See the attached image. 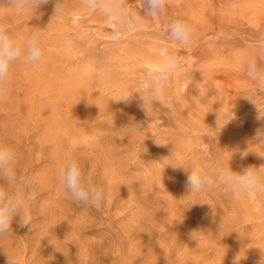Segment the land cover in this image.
I'll use <instances>...</instances> for the list:
<instances>
[{
    "label": "rangeland",
    "instance_id": "1",
    "mask_svg": "<svg viewBox=\"0 0 264 264\" xmlns=\"http://www.w3.org/2000/svg\"><path fill=\"white\" fill-rule=\"evenodd\" d=\"M120 4L126 23L88 0H48L7 17L23 51L0 97V144L14 153L19 179L7 190L25 199L20 215L30 225L14 217L0 238V264H231L239 252L240 264H264V214L254 216L264 199L231 193L218 177L207 191L186 186L196 165L209 173L260 167L264 175L256 139L264 135V88L244 75L264 31V0H169L150 21L142 0ZM175 16L193 27L187 44L166 31ZM33 32L44 49L35 67L24 59ZM173 54L183 68L153 101L149 77ZM154 102L164 104L162 116ZM73 158L108 187L99 209L59 182ZM26 175L34 178L27 192Z\"/></svg>",
    "mask_w": 264,
    "mask_h": 264
},
{
    "label": "clouds",
    "instance_id": "2",
    "mask_svg": "<svg viewBox=\"0 0 264 264\" xmlns=\"http://www.w3.org/2000/svg\"><path fill=\"white\" fill-rule=\"evenodd\" d=\"M47 2L48 0H0V97H3L6 92L10 68L21 58L23 51L22 43L11 35L7 17L12 12L24 13L31 7H38L40 4ZM168 4L169 0H142L143 19L150 21L157 15L165 14ZM88 7L102 13L107 12L110 16L119 15L123 23H126L129 18L128 12L122 10L120 0H88ZM166 31L178 44H187L193 35L192 25L180 16H175L170 21ZM120 38V31L117 30L113 34V39L118 42ZM43 52L39 32H33L27 43L24 59L29 65L35 67L40 62ZM182 68L183 64L180 57L175 54L169 55L164 66L158 69L154 76L149 77L151 86L148 89V94L155 97L162 92L167 82ZM244 75L249 80L256 82L261 88H264V31L257 34L255 47L251 50V58L244 65ZM141 97L144 101V108L146 101L144 96ZM153 101L159 100L154 99ZM256 108L258 118H261L260 109L257 106ZM218 129L221 130L220 125L217 123L215 131ZM260 133H257L256 139L259 143H264V135ZM259 168L249 166L242 172L235 173L225 171L217 165L209 173L196 165L188 176L186 186L191 191H207L211 189L214 179L218 177L226 184L231 193H243L248 190L260 191L261 186L264 185V177L261 176ZM18 179L19 173L14 166L12 149L9 146L0 144V238L8 234L14 217H19V227L24 228L30 225V221L20 215V210L25 205V199L7 190V187ZM58 179L71 196L83 205H91L99 209L108 198V187L102 184H94L82 171L81 163L75 158L60 167ZM21 183L25 192H27L32 188L34 178L26 175ZM241 260L239 252L233 257L231 264H240ZM8 264H12V262L8 261Z\"/></svg>",
    "mask_w": 264,
    "mask_h": 264
},
{
    "label": "bare ground",
    "instance_id": "3",
    "mask_svg": "<svg viewBox=\"0 0 264 264\" xmlns=\"http://www.w3.org/2000/svg\"><path fill=\"white\" fill-rule=\"evenodd\" d=\"M72 14H74V13H72ZM78 14H79V13H77V14H75V15L77 16ZM70 15H71V14H70ZM73 16H74V15H73ZM76 16H75V17H76ZM77 17H78V16H77ZM79 17H81V16H79ZM81 18H82V17H81ZM76 19H77V18H76ZM236 43H237V42H236ZM144 64H145V63H144ZM157 67H158V66H157ZM157 67H155L154 69H158ZM152 70H153V69H152ZM154 71H156V70H154ZM154 71H153V72H154ZM206 88H207V87H206ZM180 95H182V94H180ZM153 98H156V99H162V98H163V95H161V94H157V95H156L155 97H153ZM153 98H152V99H153ZM145 99H146V98H145ZM153 100H154V99H153ZM141 102H142V101H141ZM145 104L147 105V103H145ZM154 104H155V108H156V110L158 109V111L156 112V110H153V109H151V110L156 114V116H162V114L165 113L164 104H163V105H160L159 103H156V102H154ZM147 106H148V105H147ZM187 106H188V105H187ZM204 106H206V105H204ZM141 107H142V106H141ZM148 107H149V106H148ZM181 107H182V106H181ZM202 107H203V106H202ZM151 108H153V107L151 106ZM155 108H154V109H155ZM203 108H204V107H203ZM187 109H188V108L186 107V108H185V111H186V112H187ZM148 111H150V110H148ZM195 111H197V110H195ZM195 111H194V113H196ZM201 111H202V110H201ZM151 113H152V112H151ZM151 113H150V114H151ZM189 113H190V112H189ZM199 115H200L201 117L203 116L202 119H201V123H202V124L205 122V120L207 121V113H206V111H205V112L202 111ZM173 116H174V115H173ZM158 118H159V117H158ZM184 118H185V117H184ZM159 119H160V118H159ZM169 119H171V118H169ZM185 120H186V122H190V124L192 125V127H197V126H196L197 124L195 125V124L192 123V121H190L188 118H185ZM171 121H172V120H171ZM183 121H184V120H183ZM157 122H158V121H157ZM161 122H162V121H161ZM161 122H160V123H161ZM172 122H173V121H172ZM155 124H156V123H155ZM169 125H170V124H169ZM189 126H190V125H189ZM202 126H204V125H202ZM202 126H201V127H202ZM173 127L176 128V129L179 131V133H180V130H181V127H180V126L176 125V126H173ZM165 130H166V129H165ZM177 133H178V132H177ZM184 133H186V132H184ZM176 135H178V134H174V136H176ZM178 136H179V135H178ZM174 139H175V138H174L173 136L170 135L168 141L171 142V140H174ZM236 141H237V140H236ZM251 144H252V143H251ZM249 151H250V150H249ZM242 153H243V152H242ZM234 155H235V153H234ZM234 155H233V156H234ZM226 156H227V155H226ZM228 156H229V155H228ZM189 157H190V156H189ZM229 157H230V156H229ZM241 157H242V156H241ZM194 158H195V157H194ZM224 158H225V157H224ZM226 158H227V157H226ZM181 159H182V158H181ZM236 159H237V158H236ZM259 159H260V158H259ZM225 160H226V159H225ZM233 160H234V159H233ZM237 160H238V159H237ZM226 161H227V160H226ZM229 163H230V162H229ZM242 163H243V162H242ZM228 165H229V164H228ZM243 165H244V164H243ZM229 166H230V165H229ZM229 166H228V167H229ZM246 166H247V165H246ZM231 167H232V166H231ZM227 170H229V169H227ZM231 171H232V170H231ZM237 173H238V172H237ZM261 176H264V175L261 174ZM246 192H247V191H246ZM248 194H249V196H247V197H248L249 199L252 198V196H254V197H257V201L255 200L256 202L259 201L258 198H260V201H261L262 199H264V186H261L260 191H257V192H256V191L248 190ZM245 196H246V195H245ZM238 197H239V196H238ZM240 197H241V195H240ZM240 197H239V198H235V200H236V199H240L241 201L239 202V200H238V202L241 203V204H243V206H244V203L246 204V202H244L245 200L243 201V199L240 198ZM248 198H247V199H248ZM253 199H255V198H253ZM253 199H252V200H253ZM250 200H251V199H250ZM247 201H248V200H247ZM260 201H259V202H260ZM252 202H253V201H252ZM262 202H264V201H262ZM236 204H237V200H236ZM254 204H255V202H254ZM254 204H253V207H255V206L259 205V204L261 205V203H257V205L254 206ZM262 205H264V203H262ZM241 206H242V205H241ZM244 207H246V205H245ZM247 207H248V205H247ZM261 207H262V206H261ZM261 207H260V208H261ZM234 208H235V207H234ZM256 208H257V207H256ZM256 208H255V209H256ZM241 209H242V208H241ZM255 209H254V210H255ZM261 209L264 210V208H261ZM261 209H260V211H261ZM238 210H239V209H238ZM249 213H250V211H249ZM251 213H252V212H251ZM252 214H253V213H252ZM252 214H251V215H252ZM262 214H264V212H258V211H257V212L254 214V216H256V218H257V217H261ZM254 216H253V217H254ZM254 218H255V217H254ZM257 221H259V220H257ZM251 255H252V254H251Z\"/></svg>",
    "mask_w": 264,
    "mask_h": 264
}]
</instances>
